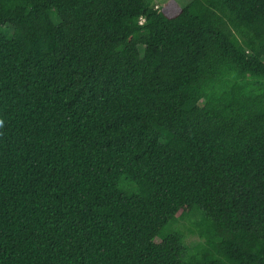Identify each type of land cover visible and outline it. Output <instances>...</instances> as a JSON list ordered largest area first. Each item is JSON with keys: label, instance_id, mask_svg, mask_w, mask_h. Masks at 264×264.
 Wrapping results in <instances>:
<instances>
[{"label": "trees", "instance_id": "obj_1", "mask_svg": "<svg viewBox=\"0 0 264 264\" xmlns=\"http://www.w3.org/2000/svg\"><path fill=\"white\" fill-rule=\"evenodd\" d=\"M0 264H264V0H0Z\"/></svg>", "mask_w": 264, "mask_h": 264}, {"label": "rangeland", "instance_id": "obj_2", "mask_svg": "<svg viewBox=\"0 0 264 264\" xmlns=\"http://www.w3.org/2000/svg\"><path fill=\"white\" fill-rule=\"evenodd\" d=\"M171 1H175L179 7H184L192 0H151V2H153L155 6H159V7L166 5ZM187 236H188L187 238L188 243L195 244L196 242H198L197 237L189 236V234Z\"/></svg>", "mask_w": 264, "mask_h": 264}]
</instances>
